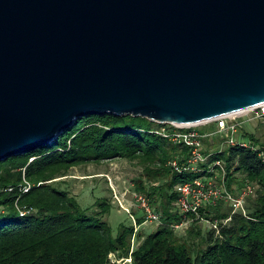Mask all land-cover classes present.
Returning a JSON list of instances; mask_svg holds the SVG:
<instances>
[{"label": "water", "instance_id": "1", "mask_svg": "<svg viewBox=\"0 0 264 264\" xmlns=\"http://www.w3.org/2000/svg\"><path fill=\"white\" fill-rule=\"evenodd\" d=\"M264 104V0H0V160L113 113L193 125Z\"/></svg>", "mask_w": 264, "mask_h": 264}, {"label": "trees", "instance_id": "2", "mask_svg": "<svg viewBox=\"0 0 264 264\" xmlns=\"http://www.w3.org/2000/svg\"><path fill=\"white\" fill-rule=\"evenodd\" d=\"M164 126L173 129L142 116L89 114L51 142L0 160V264H110L112 253L130 255L128 264H264V136L237 134L246 146L229 145L219 135L218 142L202 137L208 161L199 170L178 172L167 162L175 156L183 160L191 146L154 132ZM197 130L204 134L215 124ZM118 157L142 166L136 190L157 205L162 220L155 231L135 234L131 251L134 227L122 225L112 236L104 219L110 203L104 197L95 201L100 210L90 212L58 179L75 166ZM216 161L229 191L250 183L255 198L246 201L245 213L233 207L217 210L222 201L200 208V217L216 220L217 228L192 227L189 237H180L170 226L183 219L174 185L205 174ZM214 168V173L222 171ZM137 219L141 224L145 217Z\"/></svg>", "mask_w": 264, "mask_h": 264}, {"label": "rangeland", "instance_id": "3", "mask_svg": "<svg viewBox=\"0 0 264 264\" xmlns=\"http://www.w3.org/2000/svg\"><path fill=\"white\" fill-rule=\"evenodd\" d=\"M247 113V117L251 119L243 122L237 134L250 132L262 138L264 136V106L251 108ZM203 126L205 125L196 124L193 128L199 129ZM212 131L215 130H210L209 132ZM237 134L236 136H238ZM218 135L221 137L219 133L208 136L209 142H218ZM143 172L142 166L136 161L118 157L75 166L70 169L68 175L58 179H62L59 183L66 186L75 195L80 206L90 208V212L100 210L95 205V201L98 198L104 197L110 203V208L105 213L104 219L110 225L111 235L115 237L120 232L122 225L134 227L135 233L131 236V251L138 240L135 234L139 232L148 234L155 231L159 225H162V220L161 223L155 221L137 223V218L144 217V213L137 206L134 194L139 193L136 190L137 179L143 178ZM238 192L239 189L231 193L235 195ZM254 195L247 198L248 204L254 200ZM149 200L152 207L157 211V205L153 204L150 198ZM219 205L220 207L217 210L222 212L229 211L232 208L228 202L222 201ZM189 217L178 228H173L178 236L189 237L188 234L192 227H200L201 230L209 229L210 223L205 222L204 218L194 222V219ZM129 262H131L130 255L127 257H117L113 253L110 255V264H128Z\"/></svg>", "mask_w": 264, "mask_h": 264}, {"label": "built area", "instance_id": "4", "mask_svg": "<svg viewBox=\"0 0 264 264\" xmlns=\"http://www.w3.org/2000/svg\"><path fill=\"white\" fill-rule=\"evenodd\" d=\"M251 109V108H250ZM247 110L221 115L213 119L206 120L198 123L205 126L215 124V131L206 132L201 134L194 125H179L173 123H161L173 127H161L154 130L156 134L162 135L174 142L184 143L191 146L190 153L183 160L177 156L170 158L167 164L172 167L173 171H196L200 169L202 164L208 161V155L202 153V137L210 136L214 133H219L220 138H224L225 142L229 145H244L243 140L237 139V132L242 127L243 122L250 120L247 116ZM219 166L221 168L220 173H214V167ZM207 172L205 174L196 176L192 180L177 183L174 185V190L177 193V203L179 212L182 214L183 219L180 223L172 224V228H178L188 218V213H193L198 218L199 210L202 207H207L217 204L219 201L228 202L233 207L234 211L241 210L245 213V203L247 198L254 194L255 187L248 183L245 185L237 195L232 194L225 184V178L223 177L224 171L220 161L214 162L212 165H207ZM213 172V174H211ZM27 190V188H25ZM135 202L139 209L144 213V221H155L161 223V215L150 204L149 197L143 193H135ZM24 213L23 211L21 212ZM205 222H209L213 228H217L218 222L216 220L210 221L204 219Z\"/></svg>", "mask_w": 264, "mask_h": 264}, {"label": "bare ground", "instance_id": "5", "mask_svg": "<svg viewBox=\"0 0 264 264\" xmlns=\"http://www.w3.org/2000/svg\"><path fill=\"white\" fill-rule=\"evenodd\" d=\"M261 106H264V104H262Z\"/></svg>", "mask_w": 264, "mask_h": 264}]
</instances>
